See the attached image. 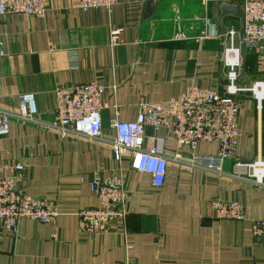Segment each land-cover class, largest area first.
<instances>
[{"label":"crops","instance_id":"obj_1","mask_svg":"<svg viewBox=\"0 0 264 264\" xmlns=\"http://www.w3.org/2000/svg\"><path fill=\"white\" fill-rule=\"evenodd\" d=\"M225 2L240 6L238 14L224 12ZM244 2L118 0L111 9L84 10L79 0H45L44 17L0 16V108L18 112L30 96L37 111L34 121L11 119L0 163H24L18 189L60 212L54 224L23 218L17 233L0 228V264H264V238L252 229L253 219H264V186L232 176L236 159L264 160V101L258 107L251 92L237 95L241 136L222 173L190 162L195 153L219 154L218 142L191 150L170 129L149 125L146 146H159L169 159L164 186L156 188L151 174L131 169L129 155L119 161L109 141L113 121L136 120L143 102H166L190 85L225 91L219 36L233 26L240 44ZM112 28L122 29L114 47ZM93 80L106 87L102 137L56 129V89ZM256 81H264L263 44L243 49L238 84ZM120 174L125 219L83 231L78 210L100 205L95 178ZM214 199L241 202L245 219L216 218Z\"/></svg>","mask_w":264,"mask_h":264},{"label":"built area","instance_id":"obj_2","mask_svg":"<svg viewBox=\"0 0 264 264\" xmlns=\"http://www.w3.org/2000/svg\"><path fill=\"white\" fill-rule=\"evenodd\" d=\"M117 2L118 0H79V6L84 10L99 7L111 9ZM243 11L240 44H236L239 32L233 26L228 29L226 37L219 36L224 45L221 59L227 79L224 92L190 85L178 97L166 102L141 103L138 117L134 121H113L116 135L109 141L116 158L122 161L125 155H129L131 169L151 174L152 185L156 188L164 186L169 159L159 146H146L147 126L170 129L178 146L191 150L201 141L218 142L219 154L195 153L190 162L193 166L222 173L221 163L235 156L241 136L238 125L241 102L237 95L242 91H249L257 100L258 107L262 106L264 81H256L250 87L239 86L238 82L243 66V49L264 45V1L245 0ZM11 14L44 17L45 0H0V16L6 18ZM121 36L122 29L112 28L110 45H119L122 42ZM105 89L96 80L58 87L55 91L58 122L54 123V127L63 133L90 139L101 138V110ZM36 115V107L30 96H24V104L18 112L0 108V137L9 134L12 118L34 121ZM6 170L10 174L1 175ZM25 170L26 166L22 162L13 166L0 163V228L11 233L18 232L19 222L23 218L54 224L60 215L58 209L48 207L43 200L18 189ZM232 176L264 186V160L236 159ZM92 191L98 197L100 205L78 210L77 216L83 231H104L112 222L125 219L127 191L121 174L107 179L96 177L92 183ZM211 206L218 219H245L244 206L237 200L214 199ZM252 229L255 237L263 239L264 219H253ZM119 264L132 262L126 259Z\"/></svg>","mask_w":264,"mask_h":264},{"label":"water","instance_id":"obj_3","mask_svg":"<svg viewBox=\"0 0 264 264\" xmlns=\"http://www.w3.org/2000/svg\"><path fill=\"white\" fill-rule=\"evenodd\" d=\"M239 7H240V6H238L237 4L231 6V5L229 4V2H225V3H224V6H223V11H224V12H231V13H234V14L236 15V14H238L237 9H238Z\"/></svg>","mask_w":264,"mask_h":264}]
</instances>
